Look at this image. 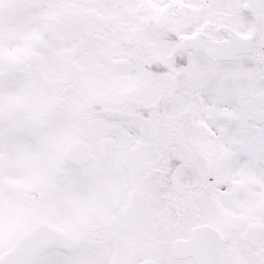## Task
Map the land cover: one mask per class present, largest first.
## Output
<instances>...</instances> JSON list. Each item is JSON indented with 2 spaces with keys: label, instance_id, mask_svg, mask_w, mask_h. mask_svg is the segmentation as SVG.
I'll return each instance as SVG.
<instances>
[{
  "label": "snow or ice",
  "instance_id": "obj_1",
  "mask_svg": "<svg viewBox=\"0 0 264 264\" xmlns=\"http://www.w3.org/2000/svg\"><path fill=\"white\" fill-rule=\"evenodd\" d=\"M0 264H264V0H0Z\"/></svg>",
  "mask_w": 264,
  "mask_h": 264
}]
</instances>
